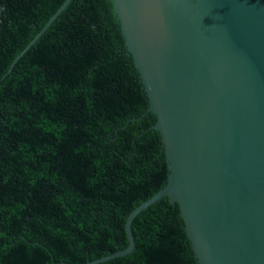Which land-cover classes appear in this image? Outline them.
<instances>
[{
  "label": "trees",
  "instance_id": "trees-1",
  "mask_svg": "<svg viewBox=\"0 0 264 264\" xmlns=\"http://www.w3.org/2000/svg\"><path fill=\"white\" fill-rule=\"evenodd\" d=\"M0 0V264H87L128 246L166 184L161 136L111 0ZM16 60V61H15ZM100 264H198L177 205Z\"/></svg>",
  "mask_w": 264,
  "mask_h": 264
},
{
  "label": "water",
  "instance_id": "water-1",
  "mask_svg": "<svg viewBox=\"0 0 264 264\" xmlns=\"http://www.w3.org/2000/svg\"><path fill=\"white\" fill-rule=\"evenodd\" d=\"M111 1L168 176L128 215L127 248L87 264L130 254L133 220L163 198L198 264H264V0Z\"/></svg>",
  "mask_w": 264,
  "mask_h": 264
}]
</instances>
